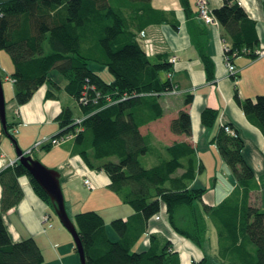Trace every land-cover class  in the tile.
I'll return each mask as SVG.
<instances>
[{"label":"trees","instance_id":"obj_1","mask_svg":"<svg viewBox=\"0 0 264 264\" xmlns=\"http://www.w3.org/2000/svg\"><path fill=\"white\" fill-rule=\"evenodd\" d=\"M186 16L191 14L182 0ZM225 41L224 57L232 63L237 56L258 57L262 46L256 21L236 0H222L211 11ZM168 19L151 0H5L0 2V50L10 57L17 105L30 101L57 70L65 79V93L79 109L80 123L66 107L58 114L59 132L72 135V153L91 168L105 173L107 187L121 203L132 209L126 219L110 222L117 239L110 240L103 217L95 211L76 213L71 219L79 236L85 264H180L172 240L148 234L147 246L131 251L146 233V221L164 206L169 227L198 249L206 235V221L216 232L215 255L220 264H264V212L250 203L257 188L253 169L243 158L244 142L238 133L228 134L223 125L210 140L229 167L235 186L218 203L204 202L205 189L191 183L201 171L196 150L186 142H173L163 155L146 167L140 158L148 144L140 127L162 117L158 98L176 90L173 66L158 54L146 55L138 35L145 27ZM202 33V32H201ZM207 81L214 80V63L203 44L196 43ZM89 63L105 66L112 75L106 82ZM171 74V77H168ZM52 83V82H51ZM52 85L57 86L56 83ZM53 94L47 92L46 97ZM86 97L87 103L80 102ZM234 101L247 120L264 136V95ZM192 102L187 95L184 104ZM218 113L205 108L200 121L205 128L216 123ZM7 123V131L12 127ZM175 134L191 135L190 115L179 111L170 123ZM9 133V131H8ZM10 134V133H9ZM10 136L14 139L13 135ZM49 146L40 150H49ZM98 162L94 164L89 156ZM181 171V172H180ZM27 177L34 194L52 209L47 194L16 161L0 171V264H41L43 255L33 238L13 242L2 213L23 197L20 177ZM207 256L191 264H205Z\"/></svg>","mask_w":264,"mask_h":264},{"label":"crops","instance_id":"obj_2","mask_svg":"<svg viewBox=\"0 0 264 264\" xmlns=\"http://www.w3.org/2000/svg\"><path fill=\"white\" fill-rule=\"evenodd\" d=\"M196 1L186 0L191 12L187 17L182 0H151L152 7L164 12L168 20L161 24L148 25L143 30V34L138 35V41L147 56L154 57L162 54L167 60L172 57L176 58V62L172 64V81L177 86L176 94H163L158 98L163 111L162 117L140 127V133L145 136L148 144V151L140 158V161H146V164L142 163L146 167L152 166L163 155L165 146H169L173 142H186L195 148L198 164L201 165V171L191 183V186L196 187L200 175L205 174L208 167L211 170L210 174L212 176L210 178L213 187H216V184L219 183L217 180L219 171L228 177V185L224 187L227 195L236 182L229 167L221 159L216 146L210 140L219 127L230 125L242 138L244 142L243 158L251 166L255 175L257 188L250 193V203L261 208L264 206V136L244 116L241 108L234 101L233 94L237 90L241 99H254L258 95H264V56L250 58L241 55L235 57L232 64L235 66L237 73L234 77L230 76L224 60L223 50L226 43L221 36V29L220 27L206 26L203 23L197 15ZM207 2L210 11L222 4V0H207ZM236 2L244 8L251 19L256 21L257 34L264 47V0H236ZM196 43L203 44L207 55L214 63L213 81L206 80ZM2 68L6 72L8 71V75L5 74L3 77L0 75L1 80L10 82V91L12 92L10 98L14 101L13 83L10 80L13 68L10 70L6 69L7 66ZM51 82L56 83L50 77V81L40 87L29 102L24 105H17L15 108L18 118L17 123L9 122L6 119L7 123L13 124L8 129L9 133L15 138L12 132L14 129L15 133L18 132V138L14 140L18 142L17 145L19 144L21 148H29L39 140L55 136L59 132L56 118L60 111L66 107L73 110V103L71 102L73 98L67 95L63 88L59 89L58 93L60 95H58L57 92L51 89V86L60 88L59 85L56 83L57 86H54ZM47 92H50L53 96L46 97ZM187 95H192V102L189 105L184 104ZM11 105L15 106L13 102ZM207 107L216 110L218 113L216 123L210 128H205L200 121V114ZM181 110H185L190 115L191 135L189 136L175 134L170 131V123ZM74 115H79V109ZM2 135L4 133L0 125V137ZM61 146L66 148L67 157L73 154L70 143ZM51 149L52 147L47 151ZM40 151L47 152L45 150ZM7 152L5 153L0 148V153H4L6 157L10 159L17 158L16 153L13 158L9 151ZM4 163L5 160H0V165ZM76 176L80 180L79 175L76 174ZM23 177L19 178L23 197L15 207L2 213L4 225L13 242L33 238L40 251L45 250L48 252V245L40 236L41 230L49 228L48 223L42 222L44 216L50 217L47 214V211H49L48 206L34 194L27 177H25L26 180ZM68 181L75 180L70 179ZM92 182L99 188L103 187L102 193L105 196L112 197V204L118 207L120 212L117 215L118 218L126 219L132 214L131 208L122 206L123 203L112 196L107 187L108 179L104 172L95 171ZM1 196L2 189L0 186V202ZM203 199L204 202L214 205L210 200H206L204 196ZM163 213L164 206L161 205L159 212L147 219L146 233L134 245L133 251L146 248L148 234L163 238L161 237V231L158 230L160 228L159 215L162 217ZM105 229L107 232L106 225ZM44 233H47V231ZM54 234L55 232L47 234V238L52 239ZM178 239L180 242L178 247L174 245V249L179 254L180 264H188L192 258L199 261L204 255L206 256L203 249L196 248L181 237H178Z\"/></svg>","mask_w":264,"mask_h":264},{"label":"rangeland","instance_id":"obj_3","mask_svg":"<svg viewBox=\"0 0 264 264\" xmlns=\"http://www.w3.org/2000/svg\"><path fill=\"white\" fill-rule=\"evenodd\" d=\"M6 66L7 70L13 68L12 61L9 55L4 50H0V75L2 77L8 73V71L6 72V70L2 68ZM89 67L92 71L97 73L103 80H112V75L108 72L105 66L99 65L97 63H89ZM49 75L60 87L55 88L51 86V89H53L55 92H57L58 95H60L58 91L59 89H62L64 87V77L55 69L50 71ZM2 89L5 100L6 119L9 122L17 123L18 118L15 109L17 107V104L15 100L13 101L10 98L12 93L10 91V82L2 80ZM176 93L177 92L164 94L174 95ZM12 102L13 104H15V106L11 105ZM71 102L73 103L72 111H74V114H76L78 112V105L73 99H71ZM12 134H14L16 139L18 138V132L15 133V129L13 130ZM17 143L18 142H16V144ZM34 145L35 143L29 146V148L34 147ZM17 146L20 150L24 152L29 149L21 148L19 144ZM0 148L5 153H8L7 151H9L10 155L14 158L16 153L14 145L11 140L6 137L5 134L0 137ZM66 154L67 151L65 147L52 146V149L47 152L40 151V149H35L31 153V156L35 157L42 165H44L48 169L56 170L60 174L59 182L64 197L66 212L69 218L72 219L74 214L80 212H98L103 217L105 225L107 226L109 239L114 241L115 239H117V234L112 229L110 222L113 219L118 218L117 215H119L118 213L120 212L118 207L112 204V197L105 196L102 193L103 187L99 188L93 184V174L95 173V171L98 170L95 168L88 167L79 155L72 154L67 157ZM89 154L92 163L98 164V162L92 158L91 152ZM142 163L146 164V161H142ZM210 172L211 170L207 167L206 173L200 175L198 179L199 184L197 183L196 187L204 188L206 190L204 193V198L206 200H210L211 203L216 204L221 201V199L227 193L224 191V187L228 185V177H226V175H223L219 171L217 178L219 183L216 184V187H213L210 178L212 175L210 174ZM76 174L79 175L80 180H78ZM23 178L25 179V177ZM70 179L75 181H68ZM83 179H87L89 181V186H86L83 183ZM109 191L111 192L112 196H114V198H118L112 190L109 189ZM122 206L131 208L127 204H122ZM260 209L264 212V206ZM48 210L49 211H47V214L50 215V220L48 222L52 224V228L50 227V229L48 228L46 230H41L40 236L45 240V243L48 245L47 247L49 248L48 252H46L45 250H41L43 253V261L41 264H80L79 256L75 250V244L71 234L62 226L53 210L50 207H48ZM158 222L159 227L162 228L158 229L161 231V237H163L161 238V240L165 241V239H170L172 240L173 245H176L178 247V243L180 242L178 239L179 236L173 230L170 229L167 223L165 212L163 213L162 217H160L159 215ZM58 230L59 232H57ZM43 231H47V233H44ZM52 232H55L52 239L49 237L47 238V234H50ZM216 247L217 243L215 229L209 221H206V235L205 240L202 244V249L206 252V256L208 258V261L205 264H220L215 255ZM192 261L193 258L188 262V264H191Z\"/></svg>","mask_w":264,"mask_h":264},{"label":"water","instance_id":"obj_4","mask_svg":"<svg viewBox=\"0 0 264 264\" xmlns=\"http://www.w3.org/2000/svg\"><path fill=\"white\" fill-rule=\"evenodd\" d=\"M6 124L7 121L5 116V100L2 89V80L0 76V125L2 131L6 135V137L9 138L13 143L16 156L19 160V164L28 171L29 175L47 194L51 202L53 212L57 216L62 226L71 234L74 240L75 250L79 256L80 264H85V258L79 236L74 227V224L72 223L66 212L64 197L59 182L60 174L56 170L48 169L47 167L42 165L36 158L32 157L31 154L26 155L25 152H22L18 148L16 141L8 133Z\"/></svg>","mask_w":264,"mask_h":264},{"label":"built area","instance_id":"obj_5","mask_svg":"<svg viewBox=\"0 0 264 264\" xmlns=\"http://www.w3.org/2000/svg\"><path fill=\"white\" fill-rule=\"evenodd\" d=\"M196 9H197L198 17L203 21V23L206 26L219 27L217 21L214 19V17L211 14V11L209 9L207 0H197L196 1ZM224 48H225V44H224ZM257 55L258 56H264V48L259 50L257 52ZM224 60H225L226 68L228 70V74L230 76H233V77L236 76L237 70H236L235 66L230 61H228L225 57H224ZM169 62L171 64H174L176 62V58L175 57L170 58ZM168 77H171V74H168ZM175 92H176V90H172L171 92H168V93H175ZM80 102L83 103V104H86L87 103L86 97H84V96L81 97L80 98ZM82 119H83L82 117H80V116L78 117L77 116L75 118V123H80L82 121ZM224 130L228 134H230L232 136H236L235 131L230 126H228V125L224 126ZM72 137L73 136L69 134V135H63V136H59V137L52 136V137L47 138L45 140H39L38 142L35 143L34 147H32L31 149H28L25 152V154L29 155L35 149H41L42 147H45V146H49V147L61 146V145L70 143L71 140H72ZM0 160H5V163L0 165V171H1V170L5 169V168L13 166V164L15 163V161L18 160V158L10 159V158L6 157V155L4 153H0ZM83 183L86 186H89V184H90L87 179H84ZM49 220H50V217L47 216V215L42 218V222L43 223H48V227L50 228V227H52V225H51V223L48 222Z\"/></svg>","mask_w":264,"mask_h":264},{"label":"bare ground","instance_id":"obj_6","mask_svg":"<svg viewBox=\"0 0 264 264\" xmlns=\"http://www.w3.org/2000/svg\"><path fill=\"white\" fill-rule=\"evenodd\" d=\"M19 162V160H17ZM16 162V161H15Z\"/></svg>","mask_w":264,"mask_h":264}]
</instances>
